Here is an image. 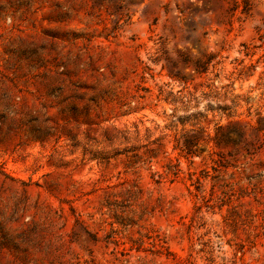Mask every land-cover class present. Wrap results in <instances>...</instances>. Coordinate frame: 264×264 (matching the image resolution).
I'll return each instance as SVG.
<instances>
[{
	"label": "rangeland",
	"instance_id": "obj_1",
	"mask_svg": "<svg viewBox=\"0 0 264 264\" xmlns=\"http://www.w3.org/2000/svg\"><path fill=\"white\" fill-rule=\"evenodd\" d=\"M0 264H264V0H0Z\"/></svg>",
	"mask_w": 264,
	"mask_h": 264
},
{
	"label": "trees",
	"instance_id": "obj_2",
	"mask_svg": "<svg viewBox=\"0 0 264 264\" xmlns=\"http://www.w3.org/2000/svg\"><path fill=\"white\" fill-rule=\"evenodd\" d=\"M187 140L182 141L181 139H177L176 146L180 148L181 151L190 152V147Z\"/></svg>",
	"mask_w": 264,
	"mask_h": 264
}]
</instances>
